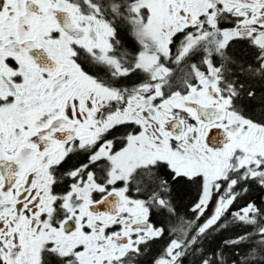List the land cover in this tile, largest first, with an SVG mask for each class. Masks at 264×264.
<instances>
[{
	"label": "snow or ice",
	"instance_id": "6c2138e0",
	"mask_svg": "<svg viewBox=\"0 0 264 264\" xmlns=\"http://www.w3.org/2000/svg\"><path fill=\"white\" fill-rule=\"evenodd\" d=\"M0 264H264V0H0Z\"/></svg>",
	"mask_w": 264,
	"mask_h": 264
}]
</instances>
